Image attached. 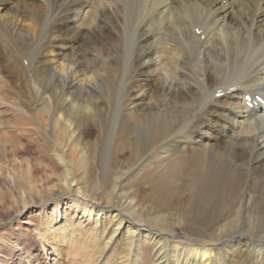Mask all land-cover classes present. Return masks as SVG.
<instances>
[{
	"label": "bare ground",
	"instance_id": "1",
	"mask_svg": "<svg viewBox=\"0 0 264 264\" xmlns=\"http://www.w3.org/2000/svg\"><path fill=\"white\" fill-rule=\"evenodd\" d=\"M0 128L12 130L0 142L11 168L28 179L1 168L7 185L55 204L46 233L37 230L54 262L264 264V231H232L264 225V211L253 215L264 210V0H0ZM32 145L50 164L45 190L17 159ZM145 178L170 210L204 209L203 237L192 227L172 240L188 222L177 214L172 227L140 205ZM74 184L97 204L68 202L86 220L104 216L99 228L59 214L55 191L72 197Z\"/></svg>",
	"mask_w": 264,
	"mask_h": 264
},
{
	"label": "rangeland",
	"instance_id": "2",
	"mask_svg": "<svg viewBox=\"0 0 264 264\" xmlns=\"http://www.w3.org/2000/svg\"><path fill=\"white\" fill-rule=\"evenodd\" d=\"M85 66L86 64H81L80 69L84 68ZM11 136L13 137L12 130L10 129L7 130L6 128H0V142H10ZM6 147L9 148L10 146H6ZM42 150H44V153H48L46 152L47 149H43V147H42ZM4 151L5 150H3V146L0 144V169L1 168L4 170L8 169V170H11V172L14 171L13 175L15 176V180L17 182L19 181L26 182L28 180L27 174H26V168L25 167L11 168L12 166L10 165H12V163L8 161V159L13 158V156L10 153H7L6 151L4 152ZM17 156H18L17 159H19L20 161L22 160L23 163L26 164L27 162H29L31 163L30 165L34 166V168H37V170L39 169L42 170V171L40 170L35 171L36 173L35 180L37 181L36 183L37 188H41L42 190H45L47 188V185H51V184H44L43 180L41 179V177H43L45 173L47 174L46 176L51 177V175L49 174L50 170H47L46 172L43 171V168L46 166V164L48 166L50 164L47 163L48 160H45V157H43L41 152L38 151L34 145L29 147V152L25 154H20V157H19V154ZM42 162L43 163L45 162V163L42 164ZM2 174H3L2 171H0V232L3 231V233L6 234L4 235V237H7V234H8V238H9L8 240H10V244L7 243L5 245L6 249L5 250L3 249L1 251L2 253L0 254V258L3 259L5 255V260L3 263H0V264H37V263L38 264H62L64 260V255L57 262H54L53 260L54 254L51 253L52 252L51 247L49 248L50 246L49 241L41 240L40 236H38L37 234V230H39L40 232L46 233V227L48 225L49 220L50 219L53 220L54 215L52 214L54 213V210H55V204L52 200H49L51 197L48 198L46 197V195L42 197L41 194L34 192V191L19 192L18 190L11 187L10 185H7V180L3 177ZM146 177H149V174L146 175ZM78 179L81 182H84L85 180L86 184L89 183V179L86 176H78ZM148 179L149 178H145L144 180H140L137 182L140 184V189L139 191L136 192L134 196H135V199L140 203V205H142L143 207L145 206V208H147L148 210L149 208L152 207V208H155L165 213L167 215L166 222L170 224L172 227H174L173 222L178 220L177 214L183 215L185 220H187L188 222V224L185 225V227L183 226L175 227V229L177 230V233L175 234V238H172L173 241L177 240L178 237L180 236L181 237L184 236L187 231L190 232L192 227L193 229L191 230L190 234L193 231L194 232H193V235L191 234V236H195V234H200L201 231L205 233L206 231L205 228L204 227L202 228V225L204 224L206 217H207V215L202 217V214L204 213V209H202L199 212V210L194 205L195 202H192L191 204H189V209L187 211H185V206H183L179 210H175V209L170 210L169 207L165 205V202L163 200V197L159 189H151V187L148 184H146ZM90 180L93 182L94 176H91ZM74 185L72 186L73 192L70 193L72 194V197H66L62 193H59V191L56 189L55 193L58 194L57 201L60 204L58 205L59 214L62 215L63 218L66 216L68 220H72L74 222H75V219L77 220V218H79L82 224L85 225L86 227L90 226L93 228L95 221H97L98 228H99V223L101 222L102 218H105L104 216H102V218L100 219L99 218L100 215H99L97 219L95 215L93 220L92 219L86 220V218H84L82 213H80L79 211H76L74 205L68 202L70 199L75 198V196L79 200L84 199L87 202L92 201V203H94L95 201L91 199L90 196L87 197L84 193H82V191L77 187V185L75 186ZM169 191H170L169 193H172V191H174L173 195L176 193L177 194L179 193L177 188L174 187V184H171V186L169 187ZM240 194L241 193L238 191L221 194V196L217 197L213 202V205H212V207L214 208L213 214H215L216 208H218L219 205L225 204V196L229 197L231 195V198L236 202ZM73 195L75 196L73 197ZM99 195L100 194H98L97 196ZM21 196L25 197L26 200L28 201V206L25 209L22 207ZM187 199L188 198H186V201ZM193 201H195V199ZM67 202L68 204H66ZM94 204H97L96 201ZM93 206H97V205H93ZM263 211H264L263 205H258L256 208V211L253 212V215L257 217L259 213H263ZM227 212L228 211H223L224 214H226ZM17 214H19V216L17 218L16 217L14 218V216ZM143 215L147 216L146 213ZM108 216L109 218L107 219H110L111 216L110 215ZM62 217L60 216L59 218L63 219ZM112 217H114V214H112ZM162 227H164V224L161 225L159 228H162ZM187 228L189 230H187ZM239 228L241 229V231H244L248 236H256L259 232L264 231L263 224H258V225H254L251 227L247 223H243V222H237L236 224H234L232 226V231L236 234V231H238ZM201 236L203 237V234ZM40 241L43 242L44 245H42ZM122 245H123V242L120 241L116 248L120 249ZM172 245H173V242H170V248L172 247ZM24 246L26 250L28 251V253L24 254L25 251H22L23 250L22 248ZM150 247L151 245L146 246L145 249H142V258L144 259V261L149 256L152 255V252L150 251ZM235 261L236 262L241 261V258L237 257Z\"/></svg>",
	"mask_w": 264,
	"mask_h": 264
}]
</instances>
